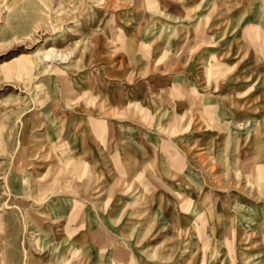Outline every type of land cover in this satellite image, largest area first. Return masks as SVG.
I'll return each instance as SVG.
<instances>
[{"label":"rangeland","instance_id":"1","mask_svg":"<svg viewBox=\"0 0 264 264\" xmlns=\"http://www.w3.org/2000/svg\"><path fill=\"white\" fill-rule=\"evenodd\" d=\"M0 264H264V0H0Z\"/></svg>","mask_w":264,"mask_h":264}]
</instances>
